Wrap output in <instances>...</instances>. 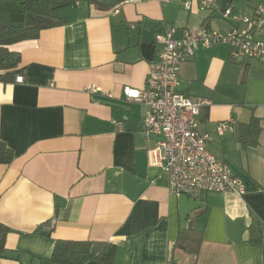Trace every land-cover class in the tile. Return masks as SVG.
Here are the masks:
<instances>
[{
	"label": "crops",
	"instance_id": "crops-1",
	"mask_svg": "<svg viewBox=\"0 0 264 264\" xmlns=\"http://www.w3.org/2000/svg\"><path fill=\"white\" fill-rule=\"evenodd\" d=\"M183 0H124L102 9L79 1L58 8L34 39L8 47L18 75L0 82V224L9 229L0 264H52L54 240L106 242L116 264H264V66L235 63L223 45L197 46L180 67L177 91L199 108L206 152L244 186V194H201L203 207L179 224L167 176L147 164L146 108L124 90H142L160 47L154 38L201 27L227 31L228 7L251 15L264 0H212L211 12ZM116 10L117 13H113ZM264 42V31L259 34ZM93 86L94 91H89ZM258 120L255 146L239 125ZM231 120L232 133L218 134ZM193 232L178 244L180 230ZM86 264H94L89 262Z\"/></svg>",
	"mask_w": 264,
	"mask_h": 264
},
{
	"label": "built area",
	"instance_id": "built-area-1",
	"mask_svg": "<svg viewBox=\"0 0 264 264\" xmlns=\"http://www.w3.org/2000/svg\"><path fill=\"white\" fill-rule=\"evenodd\" d=\"M79 2H75L77 6ZM196 4L200 12L213 10L212 0H183V8L190 11ZM113 13H117L116 10ZM230 20L227 31L201 27L198 31H185L174 37L173 30L154 38L160 47L157 57L149 63L142 90H124L127 100L145 106L143 135L146 141L155 137L147 152V164L167 176L172 194L197 200L201 194H244V186L235 179L230 170L206 152L209 134H200L197 129L199 108L204 100H191L177 91L179 71L182 64L192 59L197 46L209 48L223 45L229 48L230 58L235 63L255 60L264 66V42L259 34L264 31V5L256 7L251 15L228 7L220 14ZM22 83L21 75L15 76ZM89 91H94L90 86ZM231 120L220 122L215 132L232 133Z\"/></svg>",
	"mask_w": 264,
	"mask_h": 264
},
{
	"label": "trees",
	"instance_id": "trees-1",
	"mask_svg": "<svg viewBox=\"0 0 264 264\" xmlns=\"http://www.w3.org/2000/svg\"><path fill=\"white\" fill-rule=\"evenodd\" d=\"M89 0H0V82L7 83L18 75L20 56L8 50L10 45L34 39L38 31L57 23L25 27L24 18L32 15L36 18L50 21L52 11L66 6H74L75 2ZM239 140L245 146H255L260 132L258 120L251 117L246 125L238 126ZM13 159L12 153L0 144V164H9ZM9 229L0 224V260L5 257L4 240ZM191 228L180 230L177 243L186 244ZM116 247L106 242L54 240L50 256L52 264H116L114 255Z\"/></svg>",
	"mask_w": 264,
	"mask_h": 264
},
{
	"label": "water",
	"instance_id": "water-1",
	"mask_svg": "<svg viewBox=\"0 0 264 264\" xmlns=\"http://www.w3.org/2000/svg\"><path fill=\"white\" fill-rule=\"evenodd\" d=\"M89 1L102 9H108L123 2L124 0H89ZM40 25H46V21L43 19L36 18L32 15L25 16L24 18L25 27H34ZM178 206H179V224L181 228H185L187 224L188 215L191 214L193 211L202 208L203 204L182 195L178 198Z\"/></svg>",
	"mask_w": 264,
	"mask_h": 264
},
{
	"label": "rangeland",
	"instance_id": "rangeland-1",
	"mask_svg": "<svg viewBox=\"0 0 264 264\" xmlns=\"http://www.w3.org/2000/svg\"><path fill=\"white\" fill-rule=\"evenodd\" d=\"M67 7H68V6H67ZM64 8H65V7H64ZM56 11H57V10L55 9V10L52 11V13H53V12H56Z\"/></svg>",
	"mask_w": 264,
	"mask_h": 264
}]
</instances>
